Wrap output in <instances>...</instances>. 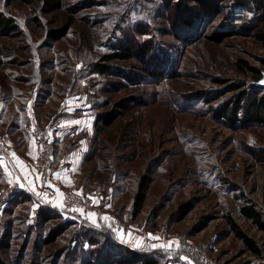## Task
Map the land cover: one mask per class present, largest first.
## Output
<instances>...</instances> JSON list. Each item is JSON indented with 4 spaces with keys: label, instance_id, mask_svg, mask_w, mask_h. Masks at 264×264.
I'll return each instance as SVG.
<instances>
[{
    "label": "rangeland",
    "instance_id": "374dc122",
    "mask_svg": "<svg viewBox=\"0 0 264 264\" xmlns=\"http://www.w3.org/2000/svg\"><path fill=\"white\" fill-rule=\"evenodd\" d=\"M6 1L0 0V12L18 30L0 27V103L13 102L5 120L38 97L44 107L34 108L46 127L74 94L116 121L95 131L92 156L76 189L66 193L81 195L80 221L66 207L69 219L60 215L44 224L33 203L14 206L0 195V264H145L151 258L158 264H205L183 250L187 244L213 264L252 259L231 233L228 216L264 245L263 232L240 213L249 202L264 212V124L230 125L218 113L236 100L232 86L245 85V105L264 97V87L238 71L241 60L264 71V9L253 30L219 43L209 37L218 33L214 26L225 9L210 22L183 29L197 13L188 0L170 7L165 0H65L64 9L52 14L37 1ZM71 17L69 34L51 39L49 32ZM123 42L135 47V57L112 63L108 75L95 73V64ZM143 44H149V57L141 52ZM146 67L164 76L148 75ZM1 142L11 155L0 159L10 158L14 146ZM50 157L42 172L50 168ZM144 176L152 181L148 199L133 218ZM185 206L192 210L181 217ZM59 225L63 234L45 245ZM118 244L138 255L122 254Z\"/></svg>",
    "mask_w": 264,
    "mask_h": 264
},
{
    "label": "crops",
    "instance_id": "0c3cea01",
    "mask_svg": "<svg viewBox=\"0 0 264 264\" xmlns=\"http://www.w3.org/2000/svg\"><path fill=\"white\" fill-rule=\"evenodd\" d=\"M31 99L25 106L18 105V115L10 120L5 117L12 100L7 102L9 104L0 103V139L14 146L10 158L0 159V195L4 200H12L26 194L32 197L35 209L65 215V195L76 189L77 179L92 156L99 111L87 98L71 94L62 102L58 115L44 127L42 114L34 108L44 107V100L38 105V97L33 98L35 104ZM42 144L52 148L50 168L45 172L35 166ZM67 144L68 148L64 149ZM61 148L64 155L58 156ZM93 203L100 204L96 199Z\"/></svg>",
    "mask_w": 264,
    "mask_h": 264
},
{
    "label": "trees",
    "instance_id": "16d2710c",
    "mask_svg": "<svg viewBox=\"0 0 264 264\" xmlns=\"http://www.w3.org/2000/svg\"><path fill=\"white\" fill-rule=\"evenodd\" d=\"M19 1L26 5H32L34 1L40 2L42 5V11L45 14H52L61 11L64 9V1L65 0H7V6H10L12 3ZM176 0H165L166 5L170 7L174 6ZM190 3L194 4V8L197 10L195 19L190 22H185L183 24V29H189V27L193 24V22L200 21L202 22H210L214 20L217 16H219L223 9L226 7V0H188ZM256 10L261 11L264 9V0H254ZM75 19L73 17L69 18V20L59 29H53L49 32V36L51 39L55 41H59L66 37L71 28L73 27ZM194 22V23H195ZM0 27L4 31H17L18 27L15 25L13 19L8 18L3 13L0 12ZM236 33L232 31L227 32H218L214 36L209 37V39L223 43L228 38L232 37ZM259 38L264 43V33L259 36ZM140 49H142V54L146 57H149V44H143ZM135 47L133 45H129L127 42H123L120 44V47L117 51H113L108 53L102 57L100 63L95 64V73L100 75H108L111 72V64L117 61L123 62L131 60L135 57L134 55ZM264 66V60H263ZM145 71L148 75L156 76L161 78L164 76V73L153 72L151 68H145ZM238 71L245 76L251 77L253 80L259 81L262 78V70L253 66L252 64L241 60L238 64ZM221 85H225V81L221 80L218 82ZM244 84H239L232 86L229 89V92H239L234 102H226L218 113L220 117H223L225 120L229 122L230 125H236L237 123H242L245 125L251 124H264V97L262 96L260 99H254L245 105V94H247L244 89ZM125 103L123 101L119 106H122ZM116 121V118L113 117L110 113H100L98 112L96 117V131L102 125L105 128L112 126ZM151 178L149 176H144L137 187V193L134 197L133 209H132V217L137 218L143 211L150 187H151ZM32 203V197L26 194H19L10 200L9 204H13L14 206L26 205ZM191 206L183 207V212L181 217L188 215L191 212ZM38 218L41 219V222L44 224H49L55 219H59L60 214L53 213L52 211H45L43 209L38 210ZM241 216L247 220H249L259 231L264 234V212L260 209V207L255 202H249L247 205L243 206L240 209ZM229 224L231 226V233L240 240L244 245L243 254L249 255L252 259H247L243 264H264V245H262L255 238L247 234L241 226L237 223L236 220L233 219L232 216H228ZM64 224V223H63ZM52 230V229H51ZM64 228L63 226H57L53 231H50L49 236H47L44 240L45 245H51L57 241V239L63 234ZM122 244H118L120 248V252L122 254H127L130 251L128 248H124V246H120ZM118 248V249H119ZM137 256L138 254L134 252H130L129 256ZM145 264H158V261L155 259H146L144 261ZM85 264H99L97 261H88Z\"/></svg>",
    "mask_w": 264,
    "mask_h": 264
},
{
    "label": "built area",
    "instance_id": "2783aa9c",
    "mask_svg": "<svg viewBox=\"0 0 264 264\" xmlns=\"http://www.w3.org/2000/svg\"><path fill=\"white\" fill-rule=\"evenodd\" d=\"M225 16L217 21L215 30L217 32L232 31L234 33H247L253 30L252 27L257 22V19L262 15V11H257L254 0H226ZM228 15H232L230 20L224 21ZM235 20V18H240ZM216 20L213 22L215 23ZM258 26V25H257ZM51 150L48 146L40 152L38 169L44 171L48 164ZM11 155L10 147L5 143H0V157H7ZM66 207L73 220L80 221L82 218L83 199L77 192L68 193L65 197ZM183 250L195 258L198 261H202L205 264H213L206 256L203 251L196 245L187 244L184 245Z\"/></svg>",
    "mask_w": 264,
    "mask_h": 264
},
{
    "label": "bare ground",
    "instance_id": "6f19581e",
    "mask_svg": "<svg viewBox=\"0 0 264 264\" xmlns=\"http://www.w3.org/2000/svg\"><path fill=\"white\" fill-rule=\"evenodd\" d=\"M261 16L257 19V22L254 25H252V27H255V26H257L259 24V22L262 20ZM231 17H232V15H228L227 18L224 19V21L227 22L228 20H230ZM240 19H241V17L240 18H235L234 21L235 20H240Z\"/></svg>",
    "mask_w": 264,
    "mask_h": 264
},
{
    "label": "water",
    "instance_id": "95a60500",
    "mask_svg": "<svg viewBox=\"0 0 264 264\" xmlns=\"http://www.w3.org/2000/svg\"><path fill=\"white\" fill-rule=\"evenodd\" d=\"M256 86L264 87V71L262 72V78L256 82Z\"/></svg>",
    "mask_w": 264,
    "mask_h": 264
},
{
    "label": "snow or ice",
    "instance_id": "6c2138e0",
    "mask_svg": "<svg viewBox=\"0 0 264 264\" xmlns=\"http://www.w3.org/2000/svg\"><path fill=\"white\" fill-rule=\"evenodd\" d=\"M57 176H59V173L56 174ZM151 235V234H150Z\"/></svg>",
    "mask_w": 264,
    "mask_h": 264
}]
</instances>
